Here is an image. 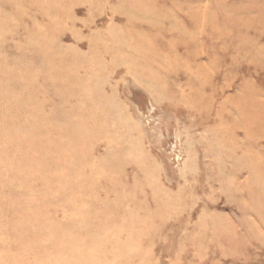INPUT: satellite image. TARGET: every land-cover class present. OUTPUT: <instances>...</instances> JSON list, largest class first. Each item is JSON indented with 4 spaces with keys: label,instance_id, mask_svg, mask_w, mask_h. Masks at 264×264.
Wrapping results in <instances>:
<instances>
[{
    "label": "rangeland",
    "instance_id": "1",
    "mask_svg": "<svg viewBox=\"0 0 264 264\" xmlns=\"http://www.w3.org/2000/svg\"><path fill=\"white\" fill-rule=\"evenodd\" d=\"M263 165L264 0H0V264H264Z\"/></svg>",
    "mask_w": 264,
    "mask_h": 264
},
{
    "label": "bare ground",
    "instance_id": "2",
    "mask_svg": "<svg viewBox=\"0 0 264 264\" xmlns=\"http://www.w3.org/2000/svg\"><path fill=\"white\" fill-rule=\"evenodd\" d=\"M264 166V165H263ZM148 206H149V204H148ZM150 206H151V204H150ZM110 207V206H109ZM144 207V206H143ZM95 208V207H94ZM152 209V208H151Z\"/></svg>",
    "mask_w": 264,
    "mask_h": 264
}]
</instances>
